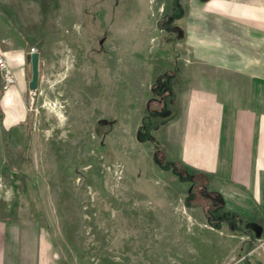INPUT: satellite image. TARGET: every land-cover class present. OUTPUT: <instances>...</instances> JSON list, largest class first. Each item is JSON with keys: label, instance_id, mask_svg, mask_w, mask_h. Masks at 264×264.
Instances as JSON below:
<instances>
[{"label": "rangeland", "instance_id": "374dc122", "mask_svg": "<svg viewBox=\"0 0 264 264\" xmlns=\"http://www.w3.org/2000/svg\"><path fill=\"white\" fill-rule=\"evenodd\" d=\"M232 6L243 19L227 15ZM261 7L264 0L0 1L2 47L45 57L37 91L11 61L20 91L0 90V125L15 127L0 132L3 142L10 134L0 146L10 264H263L231 207L218 199L195 206L175 161L183 127L192 133L195 93L211 77L264 79ZM259 111L263 118L264 100ZM256 169L259 185L246 194L260 209Z\"/></svg>", "mask_w": 264, "mask_h": 264}, {"label": "crops", "instance_id": "0c3cea01", "mask_svg": "<svg viewBox=\"0 0 264 264\" xmlns=\"http://www.w3.org/2000/svg\"><path fill=\"white\" fill-rule=\"evenodd\" d=\"M244 14L242 9H235L233 6L227 11V15L232 18L243 19ZM1 18L3 15L0 10V20ZM257 21L264 24V7L258 9ZM0 36L2 37L3 33H0ZM3 39L0 41L3 42ZM59 40L67 43L65 35L60 37L51 52L54 56L63 52ZM5 42L9 40L5 38ZM1 52H5L8 61L21 69L20 79L26 80L29 90L31 62L28 50L19 46L2 47L0 44ZM44 58L40 53V66ZM249 83L251 86L247 89L237 86ZM40 84L39 77V86ZM16 87L18 79L17 85L10 91L14 98L20 91ZM1 88L0 78V90ZM263 100L264 79H250L249 76H240L238 79L231 76L211 77L209 87L200 88L195 93L192 133H186L183 125L185 134L183 140L181 138L179 141V154L175 161L188 175L181 181L192 183L190 194L195 193L197 202L200 201V204L194 202L195 206L207 209L205 201L212 204L213 200L218 199V203L226 206L227 210L231 207L233 215L248 231L245 234L249 242L258 244L252 254H258L264 264V248H259L264 240V208L256 209L258 205L256 202V206L252 204L246 194L249 190L257 189L259 185V178L257 180L253 173L255 166L259 173L263 171L264 174V117H261L262 112L259 111ZM253 103H256V106ZM1 131L14 132L15 127L7 128L6 125H0ZM8 138L10 134L4 142L0 139V146H3ZM231 193L235 194L236 199ZM241 216H246L247 219H242ZM215 226L219 227L220 224ZM10 239L9 226L5 220L0 219V264H10L12 252Z\"/></svg>", "mask_w": 264, "mask_h": 264}, {"label": "built area", "instance_id": "2783aa9c", "mask_svg": "<svg viewBox=\"0 0 264 264\" xmlns=\"http://www.w3.org/2000/svg\"><path fill=\"white\" fill-rule=\"evenodd\" d=\"M35 53L39 52L35 48H32L28 56L31 57V55ZM0 78L2 80V92L8 95L11 89L17 85V79L9 64L7 56L4 54H0ZM259 248H264V240L260 243Z\"/></svg>", "mask_w": 264, "mask_h": 264}, {"label": "water", "instance_id": "95a60500", "mask_svg": "<svg viewBox=\"0 0 264 264\" xmlns=\"http://www.w3.org/2000/svg\"><path fill=\"white\" fill-rule=\"evenodd\" d=\"M32 77L29 83L30 91H37L40 77V53L32 54L30 57Z\"/></svg>", "mask_w": 264, "mask_h": 264}, {"label": "trees", "instance_id": "16d2710c", "mask_svg": "<svg viewBox=\"0 0 264 264\" xmlns=\"http://www.w3.org/2000/svg\"><path fill=\"white\" fill-rule=\"evenodd\" d=\"M2 91V90H1ZM153 113V112H152ZM153 116H154V113H153V115L152 114H149V119L151 118H153ZM149 119H147L148 121H149ZM147 121V122H148ZM172 166V165H171ZM170 165H166V167L167 168H170L171 167ZM177 173H178V176H180V178L182 179V180H184L185 178H187L188 177V175L186 174V171L182 168H177ZM182 175H183V177H182Z\"/></svg>", "mask_w": 264, "mask_h": 264}]
</instances>
